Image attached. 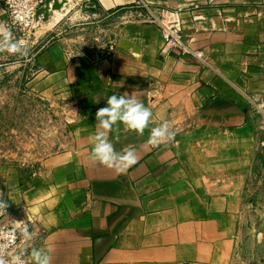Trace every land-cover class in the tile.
<instances>
[{
    "label": "crops",
    "instance_id": "crops-1",
    "mask_svg": "<svg viewBox=\"0 0 264 264\" xmlns=\"http://www.w3.org/2000/svg\"><path fill=\"white\" fill-rule=\"evenodd\" d=\"M64 11L122 22L101 56L37 32L53 42L34 55L35 82L71 107L70 129L37 170L0 165L7 209L23 210L52 264H229L243 184L264 145V0H70ZM165 12L200 59L163 52ZM126 93L153 116L142 136L122 124L109 134L116 151L136 150L118 173L91 159V137L106 97ZM165 121L174 140L148 144Z\"/></svg>",
    "mask_w": 264,
    "mask_h": 264
},
{
    "label": "rangeland",
    "instance_id": "rangeland-1",
    "mask_svg": "<svg viewBox=\"0 0 264 264\" xmlns=\"http://www.w3.org/2000/svg\"><path fill=\"white\" fill-rule=\"evenodd\" d=\"M120 22L117 16L87 18L64 11L51 16L44 29L40 24L33 30L32 39L26 41L27 58L0 54V165L37 170L51 155L62 152L68 140L71 107L35 82L34 55L53 42L37 32L53 33L75 53L101 56L114 45ZM261 139L264 143V136ZM260 148L243 184V207L229 264H264V145Z\"/></svg>",
    "mask_w": 264,
    "mask_h": 264
},
{
    "label": "clouds",
    "instance_id": "clouds-1",
    "mask_svg": "<svg viewBox=\"0 0 264 264\" xmlns=\"http://www.w3.org/2000/svg\"><path fill=\"white\" fill-rule=\"evenodd\" d=\"M0 54L27 58L30 54L28 44L17 38L11 27L0 23ZM99 102V99L96 100ZM153 112L133 94L110 95L106 97V106L95 113L97 131L91 137V159L118 173L125 172L137 162L135 148L129 146L116 151L109 139L114 127L123 125L128 131L143 135L152 121ZM177 132L170 129L167 121L150 128L147 143L152 146L170 143ZM8 200L0 192V216L6 215ZM6 243L0 244V264H27L25 257H30L31 264H52V256L46 249L37 247L39 231L26 220L13 221L11 234H0ZM17 241H19L17 243Z\"/></svg>",
    "mask_w": 264,
    "mask_h": 264
},
{
    "label": "built area",
    "instance_id": "built-area-1",
    "mask_svg": "<svg viewBox=\"0 0 264 264\" xmlns=\"http://www.w3.org/2000/svg\"><path fill=\"white\" fill-rule=\"evenodd\" d=\"M46 0H4V6L7 14L5 24L11 27L17 38L26 41L32 39V32L35 29V16L39 9L44 8ZM163 41V52L177 51L178 53L194 54L183 42L182 26L176 15L170 12L162 14L158 21ZM112 50V46L109 47ZM197 58L200 56L194 54ZM260 115L264 116V105L257 107ZM26 220L31 225L32 221L24 214L22 209H6V215L0 216V234H11L13 221ZM37 240V245L40 242ZM19 241H17L18 243ZM6 243L0 235V244ZM28 264V257H25Z\"/></svg>",
    "mask_w": 264,
    "mask_h": 264
},
{
    "label": "water",
    "instance_id": "water-1",
    "mask_svg": "<svg viewBox=\"0 0 264 264\" xmlns=\"http://www.w3.org/2000/svg\"><path fill=\"white\" fill-rule=\"evenodd\" d=\"M69 5L70 0H46L44 8L39 9L36 13L34 27L47 23L54 13L67 9Z\"/></svg>",
    "mask_w": 264,
    "mask_h": 264
}]
</instances>
